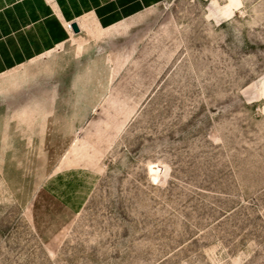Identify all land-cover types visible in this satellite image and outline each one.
<instances>
[{
    "label": "rangeland",
    "instance_id": "rangeland-1",
    "mask_svg": "<svg viewBox=\"0 0 264 264\" xmlns=\"http://www.w3.org/2000/svg\"><path fill=\"white\" fill-rule=\"evenodd\" d=\"M105 28L0 74V264H264V0Z\"/></svg>",
    "mask_w": 264,
    "mask_h": 264
},
{
    "label": "crops",
    "instance_id": "crops-1",
    "mask_svg": "<svg viewBox=\"0 0 264 264\" xmlns=\"http://www.w3.org/2000/svg\"><path fill=\"white\" fill-rule=\"evenodd\" d=\"M154 1L0 0V74L79 34L67 29L69 22H78L81 32L90 31L93 23L117 27Z\"/></svg>",
    "mask_w": 264,
    "mask_h": 264
},
{
    "label": "bare ground",
    "instance_id": "bare-ground-1",
    "mask_svg": "<svg viewBox=\"0 0 264 264\" xmlns=\"http://www.w3.org/2000/svg\"><path fill=\"white\" fill-rule=\"evenodd\" d=\"M148 170L151 174H156L158 170V164L153 162L149 163Z\"/></svg>",
    "mask_w": 264,
    "mask_h": 264
},
{
    "label": "water",
    "instance_id": "water-1",
    "mask_svg": "<svg viewBox=\"0 0 264 264\" xmlns=\"http://www.w3.org/2000/svg\"><path fill=\"white\" fill-rule=\"evenodd\" d=\"M71 26H72V30L74 33H80L81 32V28H80L78 22H76V21L72 22Z\"/></svg>",
    "mask_w": 264,
    "mask_h": 264
},
{
    "label": "built area",
    "instance_id": "built-area-1",
    "mask_svg": "<svg viewBox=\"0 0 264 264\" xmlns=\"http://www.w3.org/2000/svg\"><path fill=\"white\" fill-rule=\"evenodd\" d=\"M66 27H67L68 30H70V31L73 32V30H72V26H71V23H70V22L67 23Z\"/></svg>",
    "mask_w": 264,
    "mask_h": 264
}]
</instances>
